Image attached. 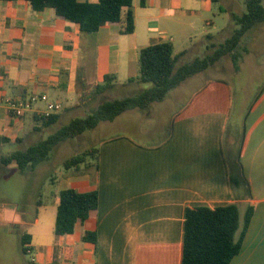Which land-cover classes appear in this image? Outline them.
<instances>
[{
    "label": "crops",
    "instance_id": "obj_1",
    "mask_svg": "<svg viewBox=\"0 0 264 264\" xmlns=\"http://www.w3.org/2000/svg\"><path fill=\"white\" fill-rule=\"evenodd\" d=\"M132 2L135 32L123 35L115 24L95 34L83 33L53 9L35 12L26 0H0V95L5 102L41 98L23 117L13 116L5 102L0 105V147L30 144L42 132L34 116L44 114L48 102L61 103L62 110L71 112L86 88L101 94L96 87L107 75L115 77L112 90L133 92L126 97L150 88L137 80L140 50L173 30L192 29L203 13L211 12L213 1L145 0L144 6L141 0ZM206 23L212 24L209 19ZM171 40L175 52L176 37ZM183 52L187 50L174 55ZM250 54L244 48L239 70L232 66V72L263 71L264 65H254ZM206 71L171 90L164 101L108 122L120 130L99 140L98 169L81 166L67 170L61 179L51 177L50 193L58 200L53 213L38 200V190L46 185L40 166L22 172L15 163H0V179L12 178L36 194L28 205L0 201V257L11 256L12 248L24 254L23 236L29 235L27 248L33 259L27 264H181L186 209L235 202L241 230L249 208L252 218L231 264H264V84L248 110L240 111L241 133H232L235 172L239 174L241 165L244 179L239 188L231 189L224 136L234 107L233 89L222 77L204 78ZM66 98H71L70 104ZM61 115L56 124L67 114ZM10 154L0 152V159ZM69 188L80 193L97 190L99 206L73 234L57 236L59 194ZM87 233L96 234V243L84 240ZM16 252L10 260L0 258V264H19Z\"/></svg>",
    "mask_w": 264,
    "mask_h": 264
},
{
    "label": "trees",
    "instance_id": "obj_2",
    "mask_svg": "<svg viewBox=\"0 0 264 264\" xmlns=\"http://www.w3.org/2000/svg\"><path fill=\"white\" fill-rule=\"evenodd\" d=\"M35 12L53 9L57 17L79 25L81 32L95 34L107 24L120 25V32L129 35L135 32V15L132 0H98L96 3L79 0H26ZM217 2L218 0H212ZM247 12L241 16L234 15L233 20L239 26L225 42L212 44L213 52L204 58L176 68L178 58L173 44L168 41L155 42L140 50L138 81L151 84V87L134 95L121 99L105 101L85 117L72 119L69 123L53 132L45 140L30 145L27 149L17 150L2 157L0 163H15L22 172L33 170L49 161L53 150L63 142L77 138L87 131L96 129L101 122H112L121 114L132 109H147L151 104L162 102L169 92L187 79L206 71L225 56L231 55L235 71L239 70L242 53L238 51L242 39L248 31L264 23V0H244ZM144 6L145 0H141ZM208 39H212L208 35ZM133 80H130L132 82ZM115 86V77L107 75L102 84L97 85L96 92L103 93ZM62 117L59 113L35 115L38 131L54 126ZM99 149L92 147L64 161L66 170L81 166L99 168ZM239 174L229 170L231 189L239 188L244 179L239 166ZM247 183V182H246ZM39 205L41 202H38ZM99 206L97 190L80 193L69 188L59 194V204L55 225L57 236L71 235L77 225L84 224ZM252 218L249 208L241 230V214L237 203L210 208L198 206L187 208L184 223L183 256L181 264H231L240 253L245 234ZM239 230H241L239 234ZM23 236V253L28 254L27 240ZM85 241L96 243V234L87 233ZM31 264H35L32 262Z\"/></svg>",
    "mask_w": 264,
    "mask_h": 264
},
{
    "label": "rangeland",
    "instance_id": "obj_3",
    "mask_svg": "<svg viewBox=\"0 0 264 264\" xmlns=\"http://www.w3.org/2000/svg\"><path fill=\"white\" fill-rule=\"evenodd\" d=\"M211 12L203 13L198 19L196 25L189 31L178 32L173 30L174 34H170L166 38H161L160 41L173 42L172 37H176L175 54H179L180 51L187 50L186 54L180 56L177 61L176 67L188 64L196 58H204L213 52L211 45L223 43L228 39L233 32L239 28V26L233 20L232 15L241 16L247 12L244 0H220L218 2H210ZM213 12V13H212ZM231 14V15H230ZM209 19L212 24L208 25L206 20ZM263 24V23H262ZM264 25H258L252 28L242 39L238 48L240 53H243V49L246 48L250 51V59L254 65H264ZM173 27V26H171ZM263 28V31H260ZM208 35L216 36V39L209 40ZM242 57V56H241ZM241 61V60H240ZM209 71L204 73V78L208 77H222L231 85L234 94V107L231 117L229 119L228 128L224 136V146L226 151V157L231 170H236V149L237 146L233 144L232 133H241V116L240 111L243 109L248 110L255 97L259 93L261 87L264 84V70L249 71L244 69L238 73L232 72V66L234 69V63L231 55L225 56ZM216 68V69H215ZM223 68V69H220ZM202 76V77H203ZM201 77V78H202ZM117 83H122L117 80ZM137 88L136 91H139ZM133 93L132 91L122 90L117 88L115 90H108L101 94L95 93V88H86L81 92L79 98V106L75 107L71 112H65L64 109L59 114L64 115L67 119H74L78 117H85L91 114L99 105L105 101L121 99ZM76 99V97H74ZM66 104L71 103V98H66ZM66 118L62 119L61 124L58 123L50 129L37 133V137L30 143L20 146L17 143H6L0 147V152L9 154L20 149H26L31 144L37 143L41 140H45L56 130L69 123L70 120ZM120 130V127L110 128V123L101 122L99 126L91 131L84 133L86 136L82 141H66L58 145L50 155L49 161L40 165L42 170L41 179L46 184L43 189H39L38 200L44 203L47 207L48 213H53L57 199L51 195V188H53L51 177L54 179H61L67 172L64 168V161L68 158L83 152L84 150L92 147H97L99 140L109 135H112ZM165 132V130H164ZM160 131L156 132V138H159ZM159 140V139H158ZM157 140V141H158ZM56 190V188H54ZM35 192L30 188H23L15 183V181L6 177L0 179V201H13L20 200L27 203L35 200ZM39 205V203H38ZM40 206V205H39ZM16 252L15 249H11V256H1V259L10 260L14 258L12 253ZM19 254V253H18ZM16 252V259H20L19 264H27L33 259V255L19 254ZM19 258H18V257Z\"/></svg>",
    "mask_w": 264,
    "mask_h": 264
},
{
    "label": "built area",
    "instance_id": "obj_4",
    "mask_svg": "<svg viewBox=\"0 0 264 264\" xmlns=\"http://www.w3.org/2000/svg\"><path fill=\"white\" fill-rule=\"evenodd\" d=\"M3 96L0 95V105L3 104ZM38 99H41L37 95H33L29 97L27 100L23 99H16V100H6V105L8 110L13 116L16 117H23L25 113L29 110H31L32 104L35 103ZM42 100H46V97H42ZM47 109L46 112L44 113L45 115H50L54 113H58L62 110V104L61 103H53V102H48L47 103Z\"/></svg>",
    "mask_w": 264,
    "mask_h": 264
}]
</instances>
